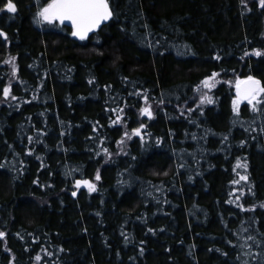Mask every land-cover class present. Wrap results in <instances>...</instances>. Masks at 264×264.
<instances>
[{"label":"trees","instance_id":"trees-1","mask_svg":"<svg viewBox=\"0 0 264 264\" xmlns=\"http://www.w3.org/2000/svg\"><path fill=\"white\" fill-rule=\"evenodd\" d=\"M13 2L0 13V264H264V111L232 106L238 77L264 83L259 0H109L112 20L86 40L35 23L47 0Z\"/></svg>","mask_w":264,"mask_h":264},{"label":"snow or ice","instance_id":"snow-or-ice-1","mask_svg":"<svg viewBox=\"0 0 264 264\" xmlns=\"http://www.w3.org/2000/svg\"><path fill=\"white\" fill-rule=\"evenodd\" d=\"M241 3L246 6V0H241ZM259 5L261 8H264V0H259ZM249 11L251 9H248ZM15 14L17 13V5L13 2V0H6L3 8H0V13L3 12ZM113 17V11L110 7L109 0H47L46 3L37 6V11L34 16L35 23L37 24H48V25H63L65 21L69 22L71 25V35L77 37L79 40L88 39V34L91 32H95L98 30L102 23L110 20ZM0 36H3L5 40H7V33L0 29ZM253 53L255 56L259 57L264 55L260 49H254ZM245 55H248L246 52ZM15 57H10L8 60L4 61L6 64H10L12 66V75H17L18 68L15 64ZM216 59H220L219 56ZM218 73H212L211 76L206 77L201 84L204 88L211 90L215 87V77L218 76ZM89 83H92L90 80ZM236 88V98L232 101L233 111L239 114V106L241 102L247 101L248 105H251L252 110L254 112L264 111V83L255 77L249 75L245 79H240L239 77L235 82ZM200 90V86H197V91ZM139 95V93H136ZM11 96V85L6 86L3 89V97L5 99ZM11 99L15 100L17 97L11 96ZM143 100L145 102V106L140 109L141 116H147L149 119L153 118V111L151 104L148 103L149 97L145 93L143 96ZM201 104H211L213 103V99L207 93H204L200 96ZM162 103V101H161ZM115 112L123 113V109H113ZM122 120V115H117L116 120L112 121L113 124ZM145 127L144 124H141L140 127L132 129L131 133L128 131L124 132V137L131 138V136H141V129ZM31 140V138H29ZM123 143V139L120 141ZM245 142L241 141V146H243ZM107 153V149H104ZM3 167V165H0ZM182 167V165H181ZM248 165L246 162H241L239 159L235 165V168H247ZM234 168V170H235ZM239 180H233V184H239L241 180H247L246 175H240ZM95 179L99 181L101 179L99 171H97ZM81 185H85L88 188L89 192L96 190V185L92 183L90 180H77L75 182V187L77 189L80 188ZM73 196L76 195V192L72 193ZM237 200L239 197L236 198ZM233 201H229L232 203ZM239 207L243 208V205H239ZM264 207V205H261ZM149 231H152L149 229ZM4 232H0V238L5 237ZM247 239L251 240L254 237H247ZM231 243V242H230ZM250 247V245H245ZM143 251V250H141ZM48 255H52L48 253ZM225 255H227L225 253ZM41 257L39 255L36 256V260L39 261Z\"/></svg>","mask_w":264,"mask_h":264},{"label":"water","instance_id":"water-1","mask_svg":"<svg viewBox=\"0 0 264 264\" xmlns=\"http://www.w3.org/2000/svg\"><path fill=\"white\" fill-rule=\"evenodd\" d=\"M112 18H113V17H112ZM112 18H111L110 20L105 21L104 23H102L101 26H100V28L103 27V26H105V25H107V24L112 20ZM64 24H66L67 26H69V27L71 28V25H70L69 22L65 21ZM100 28H99V29H100ZM96 31H97V30H96ZM92 33H94V32L89 33V34H88V37H89ZM76 38H77V37H76ZM256 79H257V78H256ZM235 90H236V88H235ZM243 102H247V101H243ZM84 186H85V185H81L80 188H83Z\"/></svg>","mask_w":264,"mask_h":264}]
</instances>
